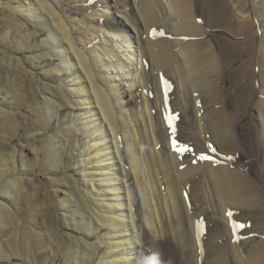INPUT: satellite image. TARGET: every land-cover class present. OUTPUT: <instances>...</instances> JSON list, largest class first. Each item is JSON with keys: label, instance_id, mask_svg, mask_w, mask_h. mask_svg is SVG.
<instances>
[{"label": "bare ground", "instance_id": "bare-ground-1", "mask_svg": "<svg viewBox=\"0 0 264 264\" xmlns=\"http://www.w3.org/2000/svg\"><path fill=\"white\" fill-rule=\"evenodd\" d=\"M27 1L0 19V264H264V99L251 104L264 94V0H165L166 16L164 0H132L136 15L131 0L77 3L142 67H125L131 92L120 75L106 92L97 51L53 4ZM135 138L159 150L140 163Z\"/></svg>", "mask_w": 264, "mask_h": 264}, {"label": "rangeland", "instance_id": "rangeland-1", "mask_svg": "<svg viewBox=\"0 0 264 264\" xmlns=\"http://www.w3.org/2000/svg\"><path fill=\"white\" fill-rule=\"evenodd\" d=\"M5 4H4V6L6 7H3V4L0 6L1 8V10H0V19H2V17H4V16H6V14L4 13V12H8L9 10H11V8L13 9V8H16V10L18 11L20 8H22V9H26L28 6H29V1H27V0H21V2H19V3H13V4H9V1L8 0H2ZM49 3H51V4H53L55 7H56V9L58 10V12H60V14L66 19V21H67V23H68V25H69V28L71 29V31H73L72 33H73V38H74V40H75V42H77L78 44H79V47H80V49H82V51L83 52H85L86 54H88L91 50H96L97 51V53H98V55H99V61H98V63L97 64H95L96 66H94V70H95V72H99L100 74H101V79H100V85H101V87L107 92V86L109 85L108 83H107V80H109V77H115V78H117V77H119V75H120V77L118 78V82H123V85L125 84L126 85V88L128 89V91L129 92H131V87H129V86H127L128 85V80H130V84H131V80H132V78H130V77H125V75L127 74L126 73V70H125V67H126V65H128L129 64V66H127V68L128 67H133V69L136 71L138 68H140V73H142L141 72V70H143L142 69V67L140 66L139 67V65L137 66L136 64H132L131 63V61L132 60H128L127 58H128V56L126 55L127 53L125 52V48L121 45V47H120V45L117 43V42H114V41H112L111 40V38L109 37L110 36V34H109V31L107 30V29H105V28H103V29H99V27L97 28V27H92V25H89V21H97V20H99L100 18H102L101 16H102V14H101V12L100 11H98L97 9L98 8H96L94 11H91V12H84V13H81L80 11H78V8L75 6L77 3H79L80 4V2H81V4H84V3H82L83 2V0H47ZM97 2V0H95V1H93V4H95ZM133 1L131 0V2H129L128 4H127V6H126V10H127V12H128V14L129 15H136L137 13H138V10H135L134 8H136V5H135V7H134V4L132 3ZM163 5L161 4V6H162V9H163V11H165L167 8H165L164 6L165 5H167L166 4V2H165V0L163 1ZM97 4V3H96ZM102 4H99V7H102L101 6ZM104 5V4H103ZM129 5H130V7H129ZM250 5L252 6V0L250 1ZM128 7V8H127ZM31 8H36V6H31ZM97 11V12H96ZM137 11V12H136ZM256 11V13L258 14V9H256L255 10ZM81 13V14H80ZM92 14V15H91ZM105 15H108V16H110L111 14H112V10H106L105 11V13H104ZM163 15L164 16H166V11L163 13ZM259 15V16H258ZM255 18V22H256V27H257V34H258V37H259V43H257V45H256V48H257V51H258V53H257V55L255 56V60H256V62H255V64L256 65H260L259 64V62H258V58H259V54H262V49H260L261 48V46H262V44H261V41H260V39L262 40L263 39V37H264V17H262V16H260V14H258ZM24 16V14H20V16L18 15V18L20 19V20H22L27 26H29L30 28H32L33 26H35V24L33 23V22H31L32 24H33V26L31 25H28V23H29V20L27 19V18H25V17H23ZM164 16H162V17H164ZM199 17V18H198ZM203 18V15L202 14H200V13H196V22L199 24V26L200 27H202L203 28V30L205 31V33L206 34H204V35H207V28L205 27V25H204V23H203V21H202V18ZM244 17H246V15L244 16ZM244 17L242 18V19H244ZM24 18V19H23ZM43 18V17H42ZM41 18V19H42ZM45 19H47L46 17H44ZM99 18V19H98ZM260 18V19H259ZM262 19V20H261ZM88 22H87V21ZM88 24H87V23ZM31 23H29V24H31ZM258 25V26H257ZM33 29V28H32ZM97 30H98V32H97ZM85 32V33H84ZM105 32H107V33H105ZM220 33V32H219ZM227 33V32H226ZM107 34V35H106ZM109 34V35H108ZM103 36V37H102ZM226 36H228L230 39H231V41H239V38L237 37V36H235V38H234V35L233 34H231V33H229V34H227ZM3 37V35L2 34H0V40H1V38ZM46 36H44V37H41L40 39H37V41H39V40H42V39H44ZM129 37V36H128ZM114 38V37H113ZM204 40V39H206V37L205 36H203V35H201V36H199V37H194V38H190L189 40ZM229 39V40H230ZM129 40H130V37H129ZM107 42V43H106ZM118 44V45H117ZM260 44V45H259ZM259 45V46H258ZM133 46H134V44H133ZM255 48V49H256ZM62 49V48H61ZM259 49V50H258ZM112 50H115V55H117V56H114V54L113 55H110V53L112 52H114V51H112ZM110 56H109V55ZM114 56V57H113ZM66 57V56H65ZM105 59V60H104ZM106 61L108 62V64L106 65L105 63H106ZM110 61H114L115 63H122V65L124 64V61H125V64L123 65V66H121L122 67V69L120 70L119 68L120 67H118V68H116V67H112V69H111V67H109L110 65H109V63H110ZM129 61V62H128ZM57 62V61H56ZM104 62V63H103ZM54 64H55V62H54ZM257 67H260V66H257ZM111 70H113V72L111 71ZM119 70V71H118ZM102 72H104V73H102ZM110 72H112V73H110ZM220 72H221V68H220ZM122 73V74H121ZM108 75H110L109 77H107ZM123 76H124V79H123ZM66 76H63V78L62 79H64ZM65 83H67V82H65ZM68 84L69 83H67V88H70L71 86H68ZM140 84H138V86L134 89V94L136 95L137 94V96H141L140 95V89H139V91H136V89L137 88H139L140 86H139ZM77 87V86H76ZM225 87V84H223V87L222 88H224ZM258 94H257V96L255 97V100L253 101V103H251V104H255V102H258V101H261V100H263L264 99V94H263V92H262V90L260 89V85H258ZM262 92V94H260ZM223 94H226V95H228V88L227 87H225V90L223 89ZM48 96V95H47ZM48 97H50V96H48ZM142 97V96H141ZM120 108H119V107ZM118 106H117V108H118V110H122V114H123V116H122V121H123V123H125V125L128 127V130H130L131 131V133L133 132V127H132V125H130V121H131V119H133V120H135V122H133V124H135L136 123V120H137V118L135 119V118H132L130 115H129V113L128 112H126V110L124 109V108H121V107H123L122 105H120V104H118ZM93 108V107H92ZM94 110V109H93ZM96 116H94V118H95ZM254 118H255V120H256V124L259 126V130H261L262 132H264V111H263V113L261 114L257 109L254 111ZM139 119V118H138ZM134 133V132H133ZM132 133V135H134ZM263 138H261V142L264 144V133H263V136H262ZM263 139V140H262ZM83 140H84V138H83ZM137 138H135V140H134V142L136 143L137 141ZM88 144H89V142H88V139H86L85 140ZM149 143H150V141H149ZM136 144H138V143H136ZM135 144V145H136ZM139 146V147H138ZM138 146L136 145V147H135V150H137V154H138V161L141 163V160H142V156L145 154V153H147L148 152V150L150 151L151 149H152V151H154V150H159V148L157 147V145H154V144H149V145H147V146H145V144H144V140L143 141H139V144H138ZM149 146V147H148ZM143 147V148H142ZM141 148V149H140ZM142 150V151H141ZM145 150V151H144ZM147 150V151H146ZM141 151V152H140ZM28 152V151H27ZM30 153V152H29ZM140 154V155H139ZM29 158L30 159H33L34 158V156L32 157V155L31 154H29ZM71 163H72V166L73 167H80V163H75L74 161H72L71 160ZM201 163V162H200ZM202 163L204 164V161H202ZM215 163V162H214ZM227 163V162H226ZM226 163H224V164H226ZM208 164V163H207ZM216 164V163H215ZM240 172H245L244 170H242L241 169V167H238L237 168ZM64 170H65V168L64 169H62V171L64 172ZM78 170V169H77ZM79 170H80V168H79ZM80 172V171H79ZM44 173V172H43ZM47 173V172H46ZM50 176V177H49ZM46 178L48 177V178H51L52 177V175L51 174H47L46 176H45ZM44 176L41 178L40 177V180L41 181H48L46 178H45ZM74 179H82V176H80V175H78V173H77V175H76V178H74ZM47 184H48V182H46ZM120 183V182H119ZM43 184V188H45L46 187V185H44V183H42ZM136 184H134L133 183V185H132V183L130 184V189L132 190V194H135V195H137V196H139V197H141V199L143 198L142 196H141V192H140V189L137 187V188H134V186H135ZM92 187V186H91ZM262 187V186H261ZM38 188V187H37ZM146 188V187H145ZM262 188H264V187H262ZM49 189V188H48ZM93 189V187L91 188V190ZM137 189H138V192L136 193L135 191H137ZM60 190H63V191H66V192H68L69 190L68 189H64V188H60ZM135 190V191H134ZM46 190L44 189L43 190V192H42V194L44 195V192H45ZM89 192H90V189L88 190ZM147 191V190H146ZM48 195H50V197H52L51 195H52V193L51 192H49V193H47V191H46V193H45V197L47 198V196ZM58 195H56L55 197H52L54 200H58V201H60V199H62V198H64V196H63V194H59V196L60 197H57ZM147 196H148V194H147ZM134 198V197H133ZM2 201V200H1ZM128 218V217H127ZM126 226H127V228H128V226H129V223L128 222H126ZM103 233H105V232H103ZM76 236L77 237H79V235L78 234H76ZM151 236H153V234H151ZM264 237V236H263ZM135 251V250H134ZM137 256V254H136V251L134 252V254L131 256L132 258H134V257H136ZM139 256H140V253H139ZM146 256V255H145ZM147 257V256H146ZM145 257V258H146ZM149 258V259H148ZM148 258H146L147 259V262H146V264H155V262L153 261L154 259H153V257H151V255H150V257H148ZM137 263V262H136ZM235 264H241V263H239V261L237 260V261H235Z\"/></svg>", "mask_w": 264, "mask_h": 264}, {"label": "snow or ice", "instance_id": "snow-or-ice-1", "mask_svg": "<svg viewBox=\"0 0 264 264\" xmlns=\"http://www.w3.org/2000/svg\"><path fill=\"white\" fill-rule=\"evenodd\" d=\"M231 215V214H230Z\"/></svg>", "mask_w": 264, "mask_h": 264}]
</instances>
